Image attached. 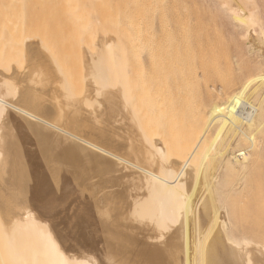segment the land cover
Instances as JSON below:
<instances>
[{"label": "bare ground", "instance_id": "1", "mask_svg": "<svg viewBox=\"0 0 264 264\" xmlns=\"http://www.w3.org/2000/svg\"><path fill=\"white\" fill-rule=\"evenodd\" d=\"M1 1L9 5V0ZM13 1L10 0L11 4L19 7L20 0ZM101 1L104 0H98V7L94 9L99 8ZM105 1L103 10L114 9L112 0ZM212 1L219 8L217 13L222 28L199 19L193 27L177 30L178 35L173 32L178 43L172 42V36L164 30H161L162 35L165 34L164 41L152 34V30L142 42L136 33L138 27L133 31L135 34L129 29L133 21L127 19L130 17H125L128 23L118 29L120 36L116 39L107 35L97 37L94 30L86 28L89 25L84 28V20L80 19L81 29L69 31L63 43L56 40L48 53L52 90H62L71 110L72 119L63 127L52 124L46 119L47 115L42 119L25 107L26 104L32 107L35 102V94L31 95L34 92L30 93L29 100L28 90L36 80L31 85L30 80L27 81L37 74L33 71L35 68L32 69L34 65H29L34 74L29 69L20 73L13 67L5 69L4 74L0 73V120L13 109L19 113L17 115L34 122L24 119L23 126L42 123L40 125L44 128L50 127L53 136L63 137L71 144L77 142L81 148L96 154L98 169L110 172L111 179L97 187L98 193L92 198L95 203L118 198L112 215L108 217L110 221L107 217L99 220L103 225L98 229L105 236L104 244H101L104 248L99 247L104 249L100 251L104 254L103 264H122L114 261L115 256L120 262L126 258L134 264H264V209L250 216L254 203L251 204L252 210L241 205L242 211L239 212L242 214L236 216L225 205L222 192L224 170L236 174L232 189L246 191L245 172L258 157L257 138L264 131V0ZM17 5L14 7L18 9ZM77 5L80 6L77 2L71 8L74 10ZM135 5L137 9L139 6ZM10 8L9 14L20 10ZM4 10L2 13L6 12ZM103 10L99 9L100 17ZM114 13L109 16L116 20ZM1 14L0 17L5 16L2 22L20 18L19 14L10 15V19H7L8 13ZM119 15L121 19L124 14ZM11 21V25L18 27V20V23ZM10 24L5 23L10 28L3 37L7 39L10 35L14 39L18 33L17 38L24 47L27 46V55L34 63L36 35L12 28ZM158 43L168 47L167 58H180L179 65L165 67L167 65L162 64L160 68L155 50ZM77 80L84 84L80 94L75 92L79 88ZM23 82L28 90L18 88L19 94L17 84ZM15 92L19 94L18 101L22 99L21 103L17 101L15 104ZM11 94L13 98L9 96ZM82 105L85 111L79 113L78 108ZM17 115L14 116L18 118ZM74 116L80 117L73 119ZM3 138L0 126V184L7 185L12 172L8 162L9 150L3 145ZM46 138L49 142L55 139L51 134ZM73 147L70 145L69 148ZM69 184L72 183L67 182ZM188 184L194 190V206L188 208L193 218L189 221L181 215L185 212L180 213V206L175 208L183 193L181 188ZM121 185L123 190L116 191L115 188ZM256 192L264 193L262 188ZM240 202L244 204L245 200ZM83 214L85 227L73 232L79 241L86 243L84 246L95 249L97 240L91 233L90 221H94L91 208ZM7 217L15 218L14 215ZM106 221L112 224V228L106 229ZM14 225L11 233L0 226V232L1 228L4 231L0 245L3 246L4 242L6 245L3 246L5 250L0 246V252L7 251L9 257H6L10 258L7 263L3 253L1 262L95 264L88 256L80 255V251L79 255L67 257L50 232L33 229L28 222L24 225L15 222ZM197 226L199 231L206 232L205 240L213 235L206 247L199 245L204 233L197 234ZM113 240L118 243L116 250L112 247ZM173 240H176L175 244H172ZM99 258L100 261L102 255Z\"/></svg>", "mask_w": 264, "mask_h": 264}, {"label": "rangeland", "instance_id": "2", "mask_svg": "<svg viewBox=\"0 0 264 264\" xmlns=\"http://www.w3.org/2000/svg\"><path fill=\"white\" fill-rule=\"evenodd\" d=\"M4 1L7 2L8 0ZM70 1L71 0H20L21 3H18L19 7L15 3L11 4L10 0L8 1L9 5H7V3H3L2 1L0 3V7L2 9H6L4 11H8L7 13L9 15V18L7 19H10V15L12 17V14H15V11L13 10L14 8H16L14 7L15 5H17L18 9H20L15 14H19L18 17L20 18H12L16 20V22L18 20V27L16 24V26L14 24H10L11 19H6L9 22H2L3 18L5 17L4 15L2 16V14L7 13H2V9H0V14L2 13V17H0V73L4 74L6 73L5 69H10L12 67L20 73L24 72L25 69V72H27V69L30 70L29 65H34L32 66V69L35 68L33 69V71H35L37 74L35 73L36 75H34V77L31 76V78L35 79H33V81H31L32 79H27V81L30 80V83L26 81V84L29 83L31 85V83L36 80L35 84L31 85V89L34 86V90L32 89L31 91L30 85H26L25 82L17 84L19 85L17 89L20 88L22 90H26L29 86L28 89L30 90L27 89L29 91V100H31L30 93L34 92L31 93V95L35 94V102L32 106L33 109L28 104L25 105L26 109H30L31 112L38 114V116H40L42 119L48 116L46 118L47 120L52 122V124H56L60 127L65 126L67 124L66 121L72 119V115L71 110L68 109L69 105H67V101L65 99V96L62 94V90H52L53 88L51 84L53 81V77L51 74V62L48 56V53L51 51L49 50V48L53 46L54 43H57L56 40H61L58 41V43H63L66 34L72 29H81L80 26H82L81 22L83 20L84 28L85 26L89 25L86 28L94 30L95 33H97V37H100L101 35H107L106 37L112 36L113 39H116L120 36V34L118 33V29H120V27L122 26L124 27V25L128 23L125 19L127 17H130L127 19H133L132 23L135 22L136 26L135 23L134 25L131 23L129 24V29L131 30V32H135V28L138 27L136 29V33L139 34L140 40L142 42H144L146 37L150 36L149 33H151L152 30V34L155 33L154 35L156 37L160 36V41L161 39H163L164 41L165 39L163 38V36H165V34L163 33L162 35L161 31L164 30L168 35H170V37L172 36V42L178 43L177 38H175L173 32L177 34V30L179 29L183 30L191 28L197 23L199 19L205 20V22L207 24H210L211 26L222 28V22L221 20H219V16L217 13V11H219V8L215 7V4L212 0H120L121 3H118L117 0H112L110 2L111 5L114 6V9L112 10L115 13L111 10L112 13L110 14H108L109 12H111L110 9H108V13L107 9H104L106 10L105 12L103 10L102 6L105 5V0V2L101 1L104 2L103 5L100 2L99 8H96L97 10L94 8L98 7V0L96 1L97 5L94 4V0H86V2L85 0H74L75 2H73L72 0L74 5L77 2L78 4H80V6L77 5L74 10L71 8V6H74ZM13 2L17 3L18 1L14 0ZM129 3H131L130 6ZM135 3V7L139 6L137 9L134 8ZM84 4H86L87 6ZM8 6L13 8L12 10L14 12H12L11 14H9L11 8ZM8 8L10 9L8 10ZM125 8H127L128 10ZM18 9L16 8V10ZM77 9L79 10L77 12L78 15L76 14ZM99 9H102L104 13H101L103 15H101V17V11L99 12ZM80 10H83V13ZM85 10L86 13H84ZM113 13L114 17H116V20L112 19L113 16L112 18L109 16ZM119 13L124 14L125 16L121 15L122 18L120 19ZM131 14L133 17L131 16ZM74 15L77 18L79 17V20H76V17L74 19ZM81 15L85 16L83 18H80ZM23 18L26 22L28 21L27 24L25 23V21L23 22ZM80 19L82 20L81 22ZM117 19H119V21ZM77 21L78 23H76ZM97 21L100 25L97 24ZM5 23L10 24L12 28L17 27L36 35L37 46L34 63L30 61L27 55V46L24 47V43L21 41V39L17 38L19 37L18 33H16L17 36H15L14 39L10 37V35L7 39L3 37L6 36V34H3L7 32L8 28H10L7 27L8 25L5 26ZM23 23H25L26 26ZM118 23L121 26H119ZM142 30L144 31V33ZM146 34H148V36H145ZM180 35L181 33L179 34V36ZM155 50L158 55L160 68L162 67V64L167 65L165 67H168L171 64L172 66L179 65V57L176 58L173 56L172 59L167 58L166 51L168 50V47L164 45V43H158ZM168 60L171 61L168 62ZM33 71L31 73L34 74ZM253 78L256 79V77ZM78 83L80 84L78 85ZM20 85L23 87H20ZM83 85L84 84L81 83V80H77V87L79 88L75 92L79 93ZM20 89H18V93ZM15 94H13L14 98L12 97V94L9 96L15 99L16 104L19 100L20 93L17 94L15 92ZM9 96L8 99L12 100V98H10ZM26 99L28 100V98ZM21 100L22 99L20 98V101L18 102L21 103ZM12 101L14 103V100ZM100 108L103 109V106H101ZM8 109L11 110V108ZM78 109L79 113L84 112L85 106H79ZM12 110L11 114L8 111V115L5 113V117L0 120V126L2 127L4 134L3 145L5 146V148H7V150H9L10 155L8 162L12 172L7 185L0 184V223L2 224L0 226L6 232L11 233L13 227L16 226L14 225L15 222H17L19 225H24L28 222L31 224V227L33 229H41L42 231L50 232L51 236L65 252L64 254L67 257L73 254L79 255L80 251V255L84 254L88 256L87 258L89 260H94L95 264H99V262L103 264L102 261L104 258V254L101 253L104 251V245L102 246L101 244H104L103 239L105 236L98 229L100 228V225H103L101 221L99 222V220H104V218L107 217V221H110L108 220V217L112 215L113 205L115 203V200H118V198L114 199V201L107 200L103 203H95L93 202V199L95 197V194L98 193L97 187H99L103 183H106L108 179H111L110 172L104 173L102 170L98 169V156H96V154H92L87 150L81 148V146L77 142L71 144V141L66 140L63 137H58L57 135L53 136L51 133L52 129L48 126L44 128L42 125H40L42 123L34 126H23V121L25 120L29 123L34 122L24 118V116H22L21 114L17 115L19 113H16ZM84 114H82V116ZM14 115H17L18 118ZM13 116L14 118H12ZM21 116L23 118H21ZM80 116H74L75 118L73 119H77ZM100 120L101 119H99V121ZM64 123L66 124L63 125ZM47 128H49L48 130L51 131L49 132ZM262 133L259 135V138H257V142L259 143V145L257 146L256 153L258 157L253 161L252 165L248 166L245 172V179H247L248 183L246 191L241 190V188L232 189L231 185L236 178V174L230 172L229 170H224L223 172L224 186L222 187V192L223 197L225 198V205L236 216L238 213L242 214L241 212H239L242 211L241 205L247 208L251 207V204L254 203L255 206L253 207V211L251 212L250 216H253L256 211L261 210L262 208L264 209V193L256 192L258 190H261V188L264 191V133L263 135ZM50 134L51 138L55 139L50 140L49 142L46 137ZM259 139H262L261 142ZM70 145H73L74 147L69 148ZM241 145L246 146L245 143H241ZM89 154L94 155L95 158L90 156ZM195 163L196 161H194L193 164ZM21 169L23 170L21 171ZM28 182L32 184H28ZM67 182L72 184L67 185ZM59 183L61 185L56 187V185ZM122 185L119 188L116 187L115 190H120L121 192L124 188V186L122 187ZM92 188L94 189L92 190ZM193 191L194 190L192 186H189V184L184 188H181L180 192L183 193L180 194L177 200L179 205L177 204L175 206V208L180 206V213L185 212L181 215L185 216V219L188 221L193 218V215L189 213L190 211H188V208L192 209L194 206V200L192 199ZM252 195L254 196L252 197ZM241 200H245V203L240 204ZM88 208H91V212L93 213L92 220L94 221H90L92 224V226H90L91 233L95 237L94 239L97 240L95 241V249H91L87 245L84 246V244L86 243H83V241L81 240L79 241V239L74 234L75 229H81L85 227L84 221L86 217L83 213L87 212ZM249 209L252 210V207ZM7 215H14L15 218L9 219ZM107 221L104 223L106 229L112 228V224ZM2 228L0 232L1 234L4 232ZM97 229L99 232L97 231ZM197 229V234L201 235L204 233L202 237L199 235V237H201L199 245H204L205 247L208 246L212 241L211 238H213V235L208 237L209 239L207 238L205 240L204 237L206 232H203V230L202 232L199 231L198 226ZM99 233L100 236L98 235ZM101 235L102 239L100 238ZM1 237H3V234L2 236L0 235V239L3 240ZM16 239L17 241L19 240L18 238ZM98 239L101 243L98 241ZM175 241L176 240H173L172 244H175ZM112 243L113 249L116 250L118 243L115 240H113ZM3 244V246H6L5 242ZM76 245L77 248L75 247ZM79 247L80 250H78ZM99 247L103 248L99 249ZM2 249L5 250V247H3ZM76 249L78 251H76ZM96 249L97 252L94 251ZM101 250L103 251L100 252ZM109 251H111V249ZM5 252L7 253V251L3 252L5 259L7 258L5 261L9 263L10 258L8 259L9 256ZM99 252L102 255L100 261L99 257H101V255L99 254ZM2 254L0 252V258H2ZM109 254L113 255L112 252H109ZM6 255L8 257H6ZM114 261L122 264H134L126 260V258L122 259V262H120L118 256L114 257ZM6 262L2 260L0 264H7Z\"/></svg>", "mask_w": 264, "mask_h": 264}]
</instances>
